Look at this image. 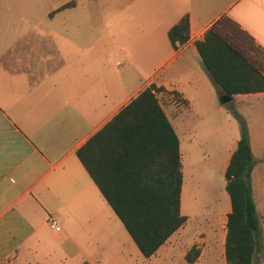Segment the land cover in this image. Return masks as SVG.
Returning a JSON list of instances; mask_svg holds the SVG:
<instances>
[{"label":"crops","instance_id":"0c3cea01","mask_svg":"<svg viewBox=\"0 0 264 264\" xmlns=\"http://www.w3.org/2000/svg\"><path fill=\"white\" fill-rule=\"evenodd\" d=\"M43 1L32 6L34 19L16 10L0 13V264H138L130 252L142 264H176L179 230L150 258L137 252L77 151L155 85L182 154L184 141L198 135L187 134L191 114L209 113L210 105L216 112V93L227 95L201 67L196 41L227 16L264 50V0H230L218 12L201 0H148L144 15L139 12L148 26H114L148 34L143 38L153 66L132 85L130 69L125 76L105 71L104 39L93 40L103 30L95 19L104 22V0ZM137 1L117 0L111 16L118 21ZM185 15L189 40L175 49L168 32ZM231 97L253 144L264 136V92ZM226 122L235 144L227 169L241 131L231 113Z\"/></svg>","mask_w":264,"mask_h":264},{"label":"trees","instance_id":"16d2710c","mask_svg":"<svg viewBox=\"0 0 264 264\" xmlns=\"http://www.w3.org/2000/svg\"><path fill=\"white\" fill-rule=\"evenodd\" d=\"M230 22L239 27L223 16L203 39L196 41L202 62L225 94L263 93L264 68L232 34ZM189 32L190 19L185 15L168 32L172 46H184ZM157 92L155 85L141 90L77 151L145 258L156 253L187 219L181 213L184 174L180 139ZM232 113L240 125L241 138L225 171V189L231 201L225 259L228 264H255L261 246V224L251 184L253 155L247 123L235 110ZM199 254L194 246L186 260L192 263Z\"/></svg>","mask_w":264,"mask_h":264},{"label":"rangeland","instance_id":"374dc122","mask_svg":"<svg viewBox=\"0 0 264 264\" xmlns=\"http://www.w3.org/2000/svg\"><path fill=\"white\" fill-rule=\"evenodd\" d=\"M37 1L0 0V13L16 10L34 19L32 6ZM62 1L64 0H55L53 3L60 4ZM201 1L211 11L216 12L224 10L226 5L230 3V0ZM43 2H45V6L49 4L48 0ZM114 2L117 0H104L105 13L102 17L104 22L100 18L95 19L99 24H103V30L94 34L93 40L104 39L102 56L105 71L115 76H125L130 69L128 76L132 85L137 79L145 78L150 67L153 66L148 65V38H143L144 35L148 34L138 31L118 32L114 26L117 24L124 25L126 28H133L141 24L148 26V16H139L140 11L144 15L143 12L148 9V0H138L133 3L131 8L125 11V16L119 17L118 21L111 16L114 11ZM95 21L90 22L95 24L97 23ZM230 23L232 34L240 39L238 41L242 45L252 51V57L260 62L261 67L264 68V52L244 35L238 29L239 27L232 22ZM91 37L90 39H92ZM199 60L201 67L205 69L202 60ZM119 63L122 64L121 67ZM133 69L134 71H132ZM218 90L220 89L218 88ZM222 99L223 97L218 91L216 93V112H213L212 105H210L205 106L209 113H201L199 117L197 113H192L190 116L192 122L187 134L197 133L198 135L197 139L192 137V142L184 141L182 146L184 182L181 195V213L187 219L177 234V239H181L182 242L173 245L176 264L189 263L186 260V255L183 254L188 253L194 246L200 252L195 259L196 264H228L225 259V238L227 215L231 211V201L225 189V171L228 155L234 149L235 144L229 141L231 130L229 129L230 126L228 128L226 124V115L231 113L234 116L232 111L237 112V110L235 109V102L222 104ZM221 106L226 110L225 113L219 111ZM203 117H205L204 121L202 120ZM255 141L253 144L250 143L254 162L251 184L254 187L253 196L261 224V246L255 264H264V136ZM131 242L132 246L137 248L135 243ZM136 250L139 252V249ZM98 253L107 260L108 257L105 256V252ZM130 253L128 255H131L135 263L142 264L141 259L136 262V256L133 252ZM192 256L195 257V254Z\"/></svg>","mask_w":264,"mask_h":264},{"label":"water","instance_id":"95a60500","mask_svg":"<svg viewBox=\"0 0 264 264\" xmlns=\"http://www.w3.org/2000/svg\"><path fill=\"white\" fill-rule=\"evenodd\" d=\"M231 100H232L231 96L225 95V96H223V99L221 102H222V104H228Z\"/></svg>","mask_w":264,"mask_h":264},{"label":"built area","instance_id":"2783aa9c","mask_svg":"<svg viewBox=\"0 0 264 264\" xmlns=\"http://www.w3.org/2000/svg\"><path fill=\"white\" fill-rule=\"evenodd\" d=\"M49 221L52 223V226L55 227L56 222L53 220V218H50ZM55 229H56L57 231H59V230H60V227H55Z\"/></svg>","mask_w":264,"mask_h":264}]
</instances>
